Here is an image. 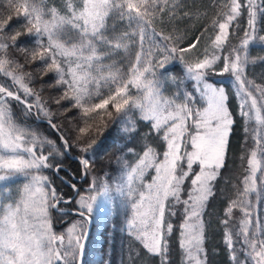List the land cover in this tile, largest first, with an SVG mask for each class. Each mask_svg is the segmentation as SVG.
Segmentation results:
<instances>
[{"label": "snow or ice", "instance_id": "1", "mask_svg": "<svg viewBox=\"0 0 264 264\" xmlns=\"http://www.w3.org/2000/svg\"><path fill=\"white\" fill-rule=\"evenodd\" d=\"M216 7L192 42L175 26L167 34L155 28L157 23L190 17L186 11L180 15L182 0H61V7L53 0H0V77L5 78L0 81V181L17 175L27 181L16 195L8 188L0 190V264H83L86 226L96 197L77 192L81 219L56 232L52 213L64 201L43 170L59 172L62 161H53L75 146L83 154L82 175L88 177L93 171L88 154L115 120L132 139L139 133L138 125L147 122L148 136L154 133L157 142L144 144L138 153L126 147L131 160L118 157L122 175L117 190L126 193L130 208L129 264H135L142 252L158 258L159 264H170L168 237L176 231L170 217L177 215V206L182 264H208L204 217L227 166L236 124L225 88L208 80L217 73L218 63L219 74L228 73L236 82L234 95L245 138L240 159L246 164L226 197L220 220L224 243L231 264H264V219L256 215L257 205L264 203V82L247 75L249 66L264 62V57L252 58L249 53L250 42L264 43V35L257 36L258 21H264V0H217ZM245 14L247 27L241 29ZM240 31L239 45H230V37ZM177 58L194 91L166 96L165 80L176 84V78H162L156 70ZM30 64L37 65L39 76L26 70ZM49 75L51 85L43 79ZM45 85L59 90V96L50 97L51 103L64 113L75 112L71 141L54 122L60 113L53 112L41 95ZM13 102L24 116L34 109L43 113L60 133L61 143L19 123ZM96 186L93 178L90 188ZM103 187L107 191L109 185Z\"/></svg>", "mask_w": 264, "mask_h": 264}, {"label": "trees", "instance_id": "2", "mask_svg": "<svg viewBox=\"0 0 264 264\" xmlns=\"http://www.w3.org/2000/svg\"><path fill=\"white\" fill-rule=\"evenodd\" d=\"M53 3L57 7H61V0H53ZM217 0H182V10L180 15L183 16V12H189L190 17H185L183 19H178L173 23L164 24L157 23L155 28L157 31H164L165 34L172 31L173 26L177 29L187 32L189 39L195 42L194 38L199 36L204 30V27L209 23L210 19L215 15L217 11ZM195 13L202 14L201 19H197L194 15ZM246 14L240 19L241 29L246 28ZM17 25L13 22V27ZM264 21H258L257 24V36L264 35ZM242 31L238 32L236 35L230 37V45H239L240 38L242 37ZM22 43L31 46L28 40H23ZM148 46L146 42V47ZM188 46V41H185L183 45ZM203 48V44L199 46ZM227 49V46H226ZM222 52L221 55L227 54V51ZM249 53L252 58L264 57V43L257 40L250 42ZM191 55V54H188ZM119 59V57H117ZM37 65L30 64L27 71L34 72L35 75L39 76V72H36ZM221 64H217V73L208 77L210 83L221 85L225 88L229 95V107L230 111L236 120L233 132L230 135L229 149L227 155V166L222 170V175L216 182L215 191L216 196L209 202V205L205 213V221L207 224L206 229V240L205 249L207 252L208 264H231L230 252L226 248L224 243V228L220 224V220L223 218V210L226 205V197L230 196L233 192V185L238 184L240 178L242 177L244 168L246 164L241 161L240 157L244 155V144L245 138L242 131L241 118L238 115V102L237 97L234 95V90L223 81L217 80L216 77L220 76ZM157 73L162 78L175 77L177 83L172 84L168 80H165L164 95L174 97L177 91H194L191 80L186 79V71L184 65L180 60L174 59L169 61L163 68H158ZM223 75H228L224 73ZM222 75V76H223ZM247 75L249 79H254L257 83L264 82V62L257 61L254 66H249L247 69ZM5 78L0 77V81ZM47 81V85H51L53 79L51 75L43 77ZM234 79V78H233ZM183 81V84H180ZM45 85L44 91L41 95L45 101L49 102V107L53 112H59L60 114L55 118L54 122L58 126L63 127L64 134L71 141L74 133L71 130V118L75 115V112L64 113L63 109H58V107L51 103L50 97L59 96V90L48 87ZM41 84L39 81L35 83V88L37 91L40 90ZM135 93V89H131ZM198 95V94H197ZM13 110L16 114L18 122L23 126L38 132L40 135L48 137L56 141L58 144L61 143L58 139V135L49 126V124L43 121H36L34 114L24 116L22 107L16 106L13 102ZM37 116L41 119H46L43 117V113L36 112ZM139 133L134 139L126 138L125 134L121 132V123L119 120L109 122L107 127L104 128L97 137L99 146L94 150L89 152V158L93 162V171L88 177H84L82 180H77L82 176V169L79 161L76 159H71L68 155L62 158H58L57 161L53 163H61V170L58 175L63 176L68 183H65L57 174L54 173V168L45 169L43 173L49 177L51 186L56 189L57 193L63 197V199L69 198L73 194L72 184H75L78 188L80 195L87 194L91 191L83 190L82 186L88 184L93 178H96L97 186L94 191L99 189L102 183H107L113 193L112 203L109 205V213L105 214L101 218L92 217V227L90 234L85 241V253L83 256V264H129L128 251L130 247V239L126 230V219L130 215V208L127 203L126 193L118 191V186L121 184V165L118 163V157L125 156L129 160L132 159L127 151L126 147H132L135 152H140L141 148L146 143H151L153 146H157V142L154 138V133L152 136H148L149 127L147 122H142L138 125ZM145 137H147L145 139ZM74 143V142H73ZM158 151H162V148L157 147ZM70 155H75L81 157L83 154L80 152L79 148L73 146L69 149ZM150 179V176L147 178ZM187 188V184L185 185ZM79 196L76 195L70 202L61 203L59 209L61 208H77L76 199ZM80 210V209H79ZM53 215V226L56 232H63L67 229L69 223L73 220H80L81 217L76 214L70 213H60L54 211ZM256 215L260 219H264V203H260L256 207ZM166 219L169 217L166 216ZM170 221L176 226V231L168 237L169 247H170V264H182V252L179 248V229L178 225L181 223V216L179 206H177V215L170 217ZM97 237V239H96ZM236 248L239 250L241 244L237 243ZM96 253V256H93ZM243 258V257H241ZM135 264H159V259L156 257H148L141 253V258L138 259Z\"/></svg>", "mask_w": 264, "mask_h": 264}, {"label": "rangeland", "instance_id": "3", "mask_svg": "<svg viewBox=\"0 0 264 264\" xmlns=\"http://www.w3.org/2000/svg\"><path fill=\"white\" fill-rule=\"evenodd\" d=\"M216 78H217V80L223 81L224 83L228 84L235 92L236 82L231 76L220 75ZM214 85H216V84H214ZM216 86L222 87L221 85H216ZM237 102L239 103L238 98H237ZM26 182H27L26 177L23 175L13 176L8 181H0V190H3L4 188H8L12 195H16L18 190L22 189L23 184ZM146 182H150V179L149 180L146 179ZM103 184L104 183H102V185L96 191L92 190L89 193V194L94 195L96 197L95 201L93 202V211L90 215H93L94 217H97L98 219L101 218L102 216H104L105 214L109 213V205L112 203L111 198L113 197V193H112L110 187L108 188L107 191H105ZM78 199L79 198H77L76 201ZM77 207H79V206L77 205ZM75 221H77V220L71 221L69 223L68 227H70L71 224ZM96 239H97V237H96ZM93 256H96V253H94Z\"/></svg>", "mask_w": 264, "mask_h": 264}, {"label": "water", "instance_id": "4", "mask_svg": "<svg viewBox=\"0 0 264 264\" xmlns=\"http://www.w3.org/2000/svg\"><path fill=\"white\" fill-rule=\"evenodd\" d=\"M36 120L37 121H40L41 119H39V118H36ZM41 121H44V122H46L47 123V120H41ZM48 124V123H47ZM56 132V131H55ZM58 135H60V133H58V132H56ZM67 154H68V151H67ZM72 159H77V160H79V157H75V156H70ZM76 192H77V189L75 188V191H74V194L73 195H75L76 194ZM73 197V196H72ZM71 197V198H72ZM71 198H69V199H71ZM68 199V200H69ZM68 200H63L64 202H66V201H68ZM73 213H77L78 214V212L79 211H77V210H73L72 211ZM90 228H91V218H89L88 217V225H87V227H86V233H87V235H86V238H87V236L89 235V232H90Z\"/></svg>", "mask_w": 264, "mask_h": 264}, {"label": "flooded vegetation", "instance_id": "5", "mask_svg": "<svg viewBox=\"0 0 264 264\" xmlns=\"http://www.w3.org/2000/svg\"><path fill=\"white\" fill-rule=\"evenodd\" d=\"M84 187V186H83Z\"/></svg>", "mask_w": 264, "mask_h": 264}]
</instances>
